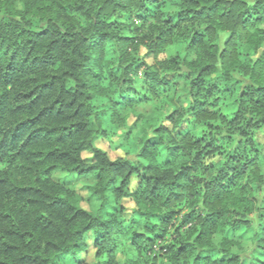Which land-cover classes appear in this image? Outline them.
Listing matches in <instances>:
<instances>
[{"label": "trees", "instance_id": "trees-1", "mask_svg": "<svg viewBox=\"0 0 264 264\" xmlns=\"http://www.w3.org/2000/svg\"><path fill=\"white\" fill-rule=\"evenodd\" d=\"M263 186L264 0H0V264H264Z\"/></svg>", "mask_w": 264, "mask_h": 264}, {"label": "rangeland", "instance_id": "rangeland-1", "mask_svg": "<svg viewBox=\"0 0 264 264\" xmlns=\"http://www.w3.org/2000/svg\"><path fill=\"white\" fill-rule=\"evenodd\" d=\"M15 1V5L16 7L20 6V0H14ZM172 53H174V49L173 48H167L164 52L165 56H170ZM143 89H140V92L143 93ZM136 110L144 115L147 116L151 113L152 111V107L148 104V103H140L136 106ZM122 131H119L118 134L120 135ZM116 138L110 139V140H98L95 145L96 147H98L99 149L105 151L107 153V155L109 156V158L111 160L115 159L118 156H122V152L119 150H114V143L116 142ZM89 155L84 153L83 157L86 158ZM53 179L54 181H56L57 183L65 186L66 188L70 189L71 191L75 192L76 195V201L77 204L82 207L85 210L88 211H95L97 208L98 203L90 197L89 193L84 189L85 185H89L90 184V180L89 179H74L69 177L68 175H66L63 172H59L56 171L53 174ZM264 198V186L262 188L261 194H260V200H262ZM126 207L129 209V207L131 206L128 203H125ZM90 243V242H89ZM81 257L86 260V261H92L93 258V250L91 248L88 249L87 252H84Z\"/></svg>", "mask_w": 264, "mask_h": 264}]
</instances>
